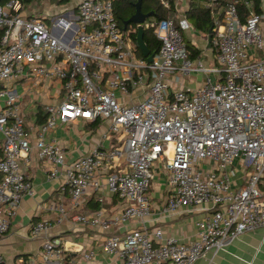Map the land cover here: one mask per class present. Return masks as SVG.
Wrapping results in <instances>:
<instances>
[{
	"label": "built area",
	"instance_id": "obj_1",
	"mask_svg": "<svg viewBox=\"0 0 264 264\" xmlns=\"http://www.w3.org/2000/svg\"><path fill=\"white\" fill-rule=\"evenodd\" d=\"M212 16L211 44L220 65L192 58L181 30L185 17H147L160 40L148 60L117 22L113 0H68L36 14L22 0H0V246L21 199L33 194L25 165L35 152L48 177L61 180L72 208L85 195L109 193L126 202L111 216L98 208L75 221L104 232L101 248L121 264H198L247 231L264 228V0H194ZM169 8L170 0H159ZM47 20L48 23L45 21ZM136 30V26H131ZM126 32V33H125ZM209 74L198 86L169 91L168 75ZM213 76V77H212ZM53 84L54 103L33 138L16 85ZM105 120L97 142L67 161L50 131L78 120ZM112 169L104 175L102 169ZM163 174L170 214L196 210L194 239L146 228L148 190ZM101 202L102 197L98 196ZM57 222L69 207L59 203ZM133 221L138 224L131 225ZM41 220L37 260L0 264H78L96 251L51 234Z\"/></svg>",
	"mask_w": 264,
	"mask_h": 264
},
{
	"label": "crops",
	"instance_id": "obj_2",
	"mask_svg": "<svg viewBox=\"0 0 264 264\" xmlns=\"http://www.w3.org/2000/svg\"><path fill=\"white\" fill-rule=\"evenodd\" d=\"M173 3L174 11L170 16H175L176 19L185 17L190 24L189 27L181 30L186 47L190 51V56L205 59L209 65H214L213 62L220 65L214 56L215 52L211 41L210 45L207 46L209 30L207 32L202 31L187 18L186 10L199 6L195 4L194 0H173ZM53 6L51 5L45 12L52 9ZM209 29H211V26ZM196 35H203L200 39H202L204 46L200 47L197 44L198 38ZM188 43L199 50L197 55H191L192 50L187 46ZM174 75H178V79H173ZM204 79L202 72H192L187 76L172 73L168 75L169 91L174 90L177 84L183 87L198 86L204 82ZM23 82L18 83L20 84L19 90L18 84L16 85L17 91L21 94L19 104L24 117L25 128L34 138L39 125L45 120L41 117H46L44 106L55 102V86L43 81L37 86L28 88L30 82L28 81V85L23 84ZM106 128L107 122L105 120H78L57 125L50 131L48 136L56 139L65 148L66 159L70 161L85 154L97 142L104 147L110 146L111 142L101 136ZM24 168L27 178L33 185V194L26 195L21 199L16 213L10 220L8 231L2 238L0 252L6 261L13 262L18 258L29 261L37 260L40 257L42 239L31 236L30 230L36 222L45 219L51 222L52 235L64 236L69 240L82 244L85 249H95L96 255L93 260L89 262L78 260V264H121L120 259L106 256L102 250L101 244L105 237L104 232L97 226L76 222L75 217L89 216L101 207L104 209L105 216H111L121 211L126 204L125 201L103 188L99 194L83 196L77 206L72 208L69 194L61 191V180L48 177L46 165L38 159L35 152ZM107 171H112V169L104 168L100 173L104 175ZM162 175L157 174L154 177L148 190L151 214L149 221L146 223V228L150 231L153 227H159L163 230L165 236H174L181 241L188 242L195 237L196 228L194 223L201 217V213L196 210H185L174 215L165 212L163 207L167 188ZM98 196L102 197L101 202L98 200ZM59 203L69 207L66 218L62 222H57L58 212L53 208ZM136 224L138 222H131V225L136 226ZM31 243H34V245L29 248ZM198 264H264V228L243 233L229 244L225 250L201 258Z\"/></svg>",
	"mask_w": 264,
	"mask_h": 264
},
{
	"label": "trees",
	"instance_id": "obj_3",
	"mask_svg": "<svg viewBox=\"0 0 264 264\" xmlns=\"http://www.w3.org/2000/svg\"><path fill=\"white\" fill-rule=\"evenodd\" d=\"M24 3H28L31 0H22ZM68 0H50V2H55L57 4L65 3ZM137 0H113L114 5V14L118 24L123 28V22L129 18V16L135 11V2ZM171 1L169 8L164 7L160 4L159 0H141V10L144 12L152 11L157 18L168 17L174 11V3ZM261 0H254L255 8L260 10L259 4ZM187 18L199 29L204 32H207L212 24V16L209 13V10L199 7H193L186 10ZM134 23L127 25V28L124 30H129L131 26H134ZM136 30H131L129 33L135 43L138 53L140 50L136 44ZM143 39L146 45L149 47L152 53L158 50L160 45V40L154 34L152 26L146 27L143 30ZM192 50L191 55H197L199 50L196 49L192 44L188 43L187 45ZM41 118H46L42 116Z\"/></svg>",
	"mask_w": 264,
	"mask_h": 264
},
{
	"label": "water",
	"instance_id": "obj_4",
	"mask_svg": "<svg viewBox=\"0 0 264 264\" xmlns=\"http://www.w3.org/2000/svg\"><path fill=\"white\" fill-rule=\"evenodd\" d=\"M154 13L152 11L144 12L141 10V0H137L135 2V11L123 22V29L127 28V25L130 23H134L137 29L136 32V44L141 51V53L147 57L148 60H151L152 58V52L150 51L149 47L146 45L144 39H143V22L144 20L153 15ZM207 46L210 45L211 41V29H209L208 37H207Z\"/></svg>",
	"mask_w": 264,
	"mask_h": 264
},
{
	"label": "rangeland",
	"instance_id": "obj_5",
	"mask_svg": "<svg viewBox=\"0 0 264 264\" xmlns=\"http://www.w3.org/2000/svg\"><path fill=\"white\" fill-rule=\"evenodd\" d=\"M56 3L55 2H50V0H31L30 2H28L27 4L25 3V5H26V11H33L34 13H39L40 15H42L41 17H43L44 18V14H43V12H45V10L46 9H48L51 5L53 6V5H55ZM47 23H48V21L47 20H45ZM132 29H131V27L129 28V30H125L126 32H130ZM125 32V33H126ZM130 34V33H129ZM197 36V38H198V40H197V44H199V46L200 47H202V46H204V44H203V42H202V39H200V38H202V36L203 35H196ZM207 53H208V51H207ZM204 63L206 64V65H208V61H205V59H204ZM214 63V65H216V62H213ZM203 74V76L204 77H207L209 74H206V73H202ZM178 77V75H174V78L173 79H178L177 78ZM213 77V76H212ZM176 81V80H175ZM27 83H29L28 81H24L23 82V84H27ZM176 84H177V81H176ZM28 85V84H27ZM187 85V84H186ZM18 90H19V87H20V84H18ZM180 87V85L179 84H177L176 86H175V88H179ZM33 245H34V243H31L30 245H29V248L30 247H33Z\"/></svg>",
	"mask_w": 264,
	"mask_h": 264
}]
</instances>
